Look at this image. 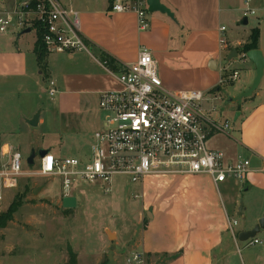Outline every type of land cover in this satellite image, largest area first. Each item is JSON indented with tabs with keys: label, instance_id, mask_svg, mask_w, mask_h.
I'll use <instances>...</instances> for the list:
<instances>
[{
	"label": "rangeland",
	"instance_id": "374dc122",
	"mask_svg": "<svg viewBox=\"0 0 264 264\" xmlns=\"http://www.w3.org/2000/svg\"><path fill=\"white\" fill-rule=\"evenodd\" d=\"M59 1L64 5L68 4V0ZM196 3L199 24L208 20L213 29L226 26L228 44L235 46L233 50L236 49L239 55L246 54L243 51L244 43L234 44L242 40L248 42L253 28L258 26V47L264 52L263 3L255 4L256 14L248 17L246 25L241 23L244 18V0H225L221 3L217 0H196ZM203 26L205 25H201ZM22 30L24 28L13 27L7 33L0 32L1 42L11 40L13 46H19L27 52L29 65L26 77H0V158L5 143L19 149L23 157V171L26 172H34L38 167L39 159H36L34 165L27 163L33 150L39 152L51 149L57 156L88 158L94 133L103 128L106 116L99 108V86L97 83L84 81V92H78V88H74L76 85L66 82L67 74L75 66L68 59L62 61L59 57L66 55L52 53L50 78L55 81L58 93L52 97L47 92H42L48 86L49 76L39 74L42 70L32 52L37 32L31 30L18 37ZM176 49L182 51L183 46L178 45ZM209 50L211 54L208 61L214 59L218 63L219 81L224 66L228 67L229 73L234 70L240 73L234 83L224 82L218 91H214L213 86H204L208 76L199 72L194 55H184L179 61L170 63L169 68L165 65L164 68L171 74L174 86L179 84L175 88L182 87L184 83L201 88L210 97L208 107L216 106L217 113L234 123L241 108L246 114L248 101H237L235 98L250 89L247 74L252 62L249 58L240 57L229 61L231 53L222 56L220 42L217 46L213 43L208 47L202 45L193 53L199 52L200 55ZM90 56L98 62L101 60L96 51L91 54L84 51V75L93 70ZM164 68L161 67L160 70L164 71ZM110 77L112 78L111 75ZM262 84L264 86V79ZM230 98L233 100H229ZM81 108L83 113L79 112ZM37 112H40L43 121L32 126L28 119H32ZM242 119L243 117L236 122V127L241 125ZM238 154L242 157L250 156L240 146ZM113 182L110 193L105 192L101 183L82 184L70 196L76 198L75 206L65 207L62 179L59 176L25 174L19 176L18 185L14 188L5 187L3 178L0 177V212L6 211L16 196L23 199V205L15 213L14 219L0 230V264H105L112 247L115 248L117 264H131L127 261L128 257L133 256V248L129 244L142 235L144 227L139 223L140 218H150V215H145L142 211L145 195L141 183L132 182L124 175H116ZM40 186L44 188L35 194L34 189ZM165 188H161V191ZM238 190L239 187L234 183L220 185L222 200L230 214L231 196ZM173 191L175 187L171 186L165 199L171 197ZM239 194L241 205L244 204V199ZM239 220L242 227L245 219L239 217ZM238 229L239 227L237 231ZM234 250L228 257L227 264H264L259 244L248 245L247 242L238 240Z\"/></svg>",
	"mask_w": 264,
	"mask_h": 264
},
{
	"label": "crops",
	"instance_id": "0c3cea01",
	"mask_svg": "<svg viewBox=\"0 0 264 264\" xmlns=\"http://www.w3.org/2000/svg\"><path fill=\"white\" fill-rule=\"evenodd\" d=\"M118 1L68 0L66 5L75 8L80 14L81 30L91 51H96L101 56V60L98 62L90 56L92 59L90 65L96 71H87L84 75V52L60 54L67 57L59 56L62 61L68 59L69 63L75 66L67 74L66 82L76 85L74 88H78V92H84V81L97 83L100 88L99 93L113 89L117 84L102 66V61H107L104 59L105 56L114 58L119 63L118 70H121L125 65L135 62L139 49L146 46L158 62L160 75L166 87L171 89L193 87L202 90L191 83H184L182 87L175 88L179 84L174 86L171 74L166 72L164 65L168 67L173 61L182 59L184 55H194L197 69L208 76L204 86H213V88L219 86L218 63L214 59L208 61L211 51L200 55L199 52L196 53L197 55L193 53L202 45L208 47L213 43L217 46L220 38L219 27L213 29L208 20L199 24L196 0H161L172 10L175 19L161 12L149 11L150 26L147 30L139 29L138 14L135 11L113 12L112 6ZM217 1L221 3L225 0ZM262 3L263 0H253L254 6ZM7 6L12 7L13 3L7 1ZM201 25L205 26L201 27ZM240 42L246 43L242 40L234 45ZM178 45L183 46L182 51L176 49ZM233 47L235 46L223 53L233 55L231 52ZM34 49L32 52L35 53ZM50 56L51 54L48 56L45 72V75L49 76L48 79H51ZM35 57L37 59L36 53ZM238 57L230 61H235ZM160 66L164 71L160 70ZM28 69L27 52L19 46H13L11 40L0 41V77L23 78L27 76ZM39 74H43V71H39ZM247 75L248 87H251L256 76V67L253 63ZM263 79L264 75L256 92L247 100L246 114L242 108L239 111L237 121L243 117L241 125L236 127L237 121H234L228 132L215 133L209 140L211 148L223 150L230 160H235L239 156L238 146L250 155L247 158L251 161L252 171L247 181L240 184L228 180L216 186L208 174L146 175L141 182L145 195L142 211L145 215L148 213L150 218L147 216L140 218L139 223L143 224L144 230L138 240L133 239L134 241L129 244L133 248V253L141 252L152 262L164 260L157 254L178 255L173 260H167L166 264H227V259L235 252L234 246L237 244L228 229V217L239 221V233L254 228L258 223L264 214ZM229 82L234 83V81ZM216 111L209 112L210 116L221 121L227 119ZM79 112L83 113L82 108ZM41 116L38 125L43 121ZM3 146L1 153L5 152V146H8V151L11 147H16L10 143H5ZM49 150L52 153L51 149ZM230 183L239 187L238 192L231 196L232 214L226 210L220 192V185L225 186ZM165 185L170 187L165 188ZM171 186L175 187V191L172 192L171 197L165 199ZM161 188L165 189L161 191ZM239 193L244 199V204L241 205ZM241 210L242 214H240ZM239 217L245 219L242 227ZM257 237L262 241L259 245L264 255V229ZM142 264L147 263L144 260Z\"/></svg>",
	"mask_w": 264,
	"mask_h": 264
},
{
	"label": "built area",
	"instance_id": "2783aa9c",
	"mask_svg": "<svg viewBox=\"0 0 264 264\" xmlns=\"http://www.w3.org/2000/svg\"><path fill=\"white\" fill-rule=\"evenodd\" d=\"M7 1L13 6L8 7ZM112 11H135L139 29L147 30L150 26L146 0H119ZM242 13L244 18L256 14L253 0H244ZM35 25L42 27V42L50 54L92 52L81 30L80 14L73 7L59 0H0V32L7 33L13 27H30L37 32ZM226 31V26L219 27L222 56L223 51L231 48ZM238 56L247 58L246 54ZM102 66L117 86L100 93L99 108L106 116L103 128L94 133L90 156L58 157L49 152L36 158V171L26 172L21 152L11 147L0 158V177L5 187H16L19 176L25 174L59 176L62 196L66 198L87 183H101L105 192L110 193L116 175L127 176L135 183H141L149 174H208L216 186L228 180L240 184L247 181L252 171L249 158L238 156L230 160L223 150L209 145L210 137L228 132L232 122L210 116L209 112L217 108L208 107L210 97L205 91L166 87L158 62L146 46L139 49L135 62L121 70H113L107 61H102ZM221 73L219 85L235 81L240 75L237 70L229 73L227 66ZM48 82L44 92L53 97L58 93L56 83L53 79ZM238 225L237 219L228 217V229L235 241ZM245 242L256 245L262 241L255 237ZM127 261L142 264L144 254L134 252Z\"/></svg>",
	"mask_w": 264,
	"mask_h": 264
},
{
	"label": "water",
	"instance_id": "95a60500",
	"mask_svg": "<svg viewBox=\"0 0 264 264\" xmlns=\"http://www.w3.org/2000/svg\"><path fill=\"white\" fill-rule=\"evenodd\" d=\"M146 2L148 5V10L150 12H161V13L167 14L171 18L175 19V15L172 12V10L169 7H167L165 4H163L161 2V0H146ZM241 23L244 25L248 24V18H246V17L243 18ZM31 30L32 29L30 27L25 28L24 30H22V32L19 33L18 37H20V35H22L24 33L31 32ZM237 56H238V51L236 49H234L233 55H230L229 59L231 60L232 58L237 57ZM246 56L255 65L256 76L253 80V83H252V86L250 87V89L235 98V100H237V101H240L242 99H247V98H250L251 96H253V94L258 89V87L261 83L262 77L264 75V53H263V51L259 48L253 49V50H250L249 52H247ZM229 100H233V98H230ZM239 115H240V112H238L236 114L234 121H237ZM39 119H40V112H37L32 119L28 120V123L32 126H37L39 123ZM49 152H50L49 149H46V150L43 149V150H40L39 152H36L35 150H33L31 152V154L29 155V157L27 158V163L29 165H34L36 158L38 156L44 157ZM43 188H44V186H40V187L35 188L34 193L35 194L38 193ZM75 201H76L75 197H66V198H64V205L67 207L68 206L74 207ZM240 214H242V210H241ZM262 229H264V214L259 219L258 223L255 225L254 228H252L250 230L241 231L238 234V240L245 242L249 239H253L261 233ZM109 236H112V235L110 234ZM114 255H115V248L112 247V249L108 253V262L106 264H117V261H116Z\"/></svg>",
	"mask_w": 264,
	"mask_h": 264
},
{
	"label": "trees",
	"instance_id": "16d2710c",
	"mask_svg": "<svg viewBox=\"0 0 264 264\" xmlns=\"http://www.w3.org/2000/svg\"><path fill=\"white\" fill-rule=\"evenodd\" d=\"M34 27L35 29H37V41L35 43L34 51L36 53L37 61L40 66V69L43 71L44 74H46L45 72L48 66L47 59L50 53L47 51L45 45L42 42V27L40 25H35ZM259 38H260V29L258 26H256L252 30V34L249 37V41L244 44L243 51L247 53L250 50L258 49L259 48L258 47ZM104 59L107 60L108 65L113 70H118L119 63L114 58L106 55ZM220 88H221V85L217 86L213 90L216 91L217 89H220ZM250 98H247L245 100H249ZM22 205H23V199L20 198L19 196H16V198L10 204L8 209L6 211L0 212V230L6 228L9 225V223L14 219L15 213L21 208ZM157 256L163 257L164 260L163 261L155 260L152 262L148 260L145 255H144V260L147 264H166L168 263V261L175 259L178 255L177 254H174V255H168V254L158 255L157 254ZM107 262H108V259L106 263Z\"/></svg>",
	"mask_w": 264,
	"mask_h": 264
},
{
	"label": "bare ground",
	"instance_id": "6f19581e",
	"mask_svg": "<svg viewBox=\"0 0 264 264\" xmlns=\"http://www.w3.org/2000/svg\"><path fill=\"white\" fill-rule=\"evenodd\" d=\"M7 152H8V147L5 148V152L4 153L7 154Z\"/></svg>",
	"mask_w": 264,
	"mask_h": 264
},
{
	"label": "flooded vegetation",
	"instance_id": "af4514ba",
	"mask_svg": "<svg viewBox=\"0 0 264 264\" xmlns=\"http://www.w3.org/2000/svg\"><path fill=\"white\" fill-rule=\"evenodd\" d=\"M65 206V205H64ZM65 207H67V206H65Z\"/></svg>",
	"mask_w": 264,
	"mask_h": 264
}]
</instances>
